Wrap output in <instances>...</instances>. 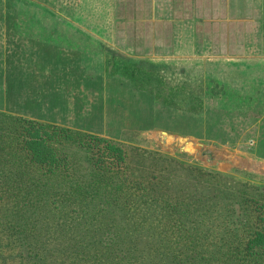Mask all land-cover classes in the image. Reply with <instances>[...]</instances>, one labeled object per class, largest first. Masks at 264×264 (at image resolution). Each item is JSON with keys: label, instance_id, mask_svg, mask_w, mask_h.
<instances>
[{"label": "trees", "instance_id": "obj_1", "mask_svg": "<svg viewBox=\"0 0 264 264\" xmlns=\"http://www.w3.org/2000/svg\"><path fill=\"white\" fill-rule=\"evenodd\" d=\"M113 60L181 113L237 101L206 123L225 140L264 117V58ZM0 264H264V185L162 153L133 167L103 135L0 110Z\"/></svg>", "mask_w": 264, "mask_h": 264}, {"label": "rangeland", "instance_id": "obj_2", "mask_svg": "<svg viewBox=\"0 0 264 264\" xmlns=\"http://www.w3.org/2000/svg\"><path fill=\"white\" fill-rule=\"evenodd\" d=\"M132 5L133 0H0V110L103 135L128 150L133 167L144 153H162L264 185L262 115L249 119L239 140H225L206 123H213L216 109L235 108L228 95L208 92L206 112L181 113L116 70L120 62L113 59L121 56L154 66L169 60L159 57L174 51L170 43L190 49L188 24L177 22L168 32L145 11L136 12L134 24Z\"/></svg>", "mask_w": 264, "mask_h": 264}, {"label": "crops", "instance_id": "obj_3", "mask_svg": "<svg viewBox=\"0 0 264 264\" xmlns=\"http://www.w3.org/2000/svg\"><path fill=\"white\" fill-rule=\"evenodd\" d=\"M140 11L168 32L177 22H185L192 30L188 51H179L182 46L170 43L174 51L159 59L197 55L218 60L264 58V0H133L129 12L134 24Z\"/></svg>", "mask_w": 264, "mask_h": 264}, {"label": "water", "instance_id": "obj_4", "mask_svg": "<svg viewBox=\"0 0 264 264\" xmlns=\"http://www.w3.org/2000/svg\"><path fill=\"white\" fill-rule=\"evenodd\" d=\"M166 133V132H165Z\"/></svg>", "mask_w": 264, "mask_h": 264}]
</instances>
